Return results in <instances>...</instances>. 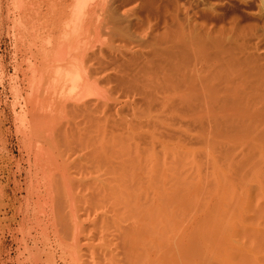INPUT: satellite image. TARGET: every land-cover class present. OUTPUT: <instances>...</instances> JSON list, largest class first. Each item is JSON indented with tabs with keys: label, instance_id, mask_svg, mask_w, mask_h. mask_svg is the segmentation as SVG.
<instances>
[{
	"label": "bare ground",
	"instance_id": "1",
	"mask_svg": "<svg viewBox=\"0 0 264 264\" xmlns=\"http://www.w3.org/2000/svg\"><path fill=\"white\" fill-rule=\"evenodd\" d=\"M14 2L10 88L26 154L12 171L0 136V205L25 189L44 225L75 240L74 210L55 216L88 185L96 210L135 218L121 230L128 264H264V33L191 24L172 0Z\"/></svg>",
	"mask_w": 264,
	"mask_h": 264
},
{
	"label": "rangeland",
	"instance_id": "2",
	"mask_svg": "<svg viewBox=\"0 0 264 264\" xmlns=\"http://www.w3.org/2000/svg\"><path fill=\"white\" fill-rule=\"evenodd\" d=\"M14 1L15 0H0V55L2 56L1 59L3 60V61L1 60L2 63H0V68H2V69H0V119H2V120H0V136H1L2 140L5 142L7 141V139H9L8 145H7V143H5L6 146L5 145L4 146L6 148H3L4 151L2 150V152L4 154L7 153V155L13 157L14 161L11 163V170L15 172L17 170V162L16 161L19 158H21L23 155H25L26 153H25V150L23 149L22 144H20L19 138L16 134V122H15V113H14L15 112V109H14L15 108V106H14L15 105V101H14L15 99H14L13 93H11L12 88H10V87H12L11 84H13L12 83L13 81H11V80H13V77L15 76V73H14V71H15L14 70L15 60H14V56H13L15 54V48H14L15 42H14V39L12 37L13 36L12 34L14 32L13 26L15 24L14 21L16 19L17 11H16V2H14ZM169 1H171V0H169ZM172 1H174V3H175L174 4L172 2V5L177 4L178 7L181 6L180 7L181 9L180 8L179 9L181 10V13H182V19H184V20L186 19V22H187V20H188V22H190V21L195 22L196 20H198L196 22H199V20H200L199 25L200 24L201 25L206 24L207 28L218 29V26L221 25L220 26L221 28L224 27V29L227 28V30L232 28V26H235V24H236V26L246 28V31L249 33L253 32V31H254L253 33L256 32L257 35H258V33L259 34L264 33V31H263L264 30V0H172ZM173 6H172V8H174ZM202 6H204V7H202ZM207 8H208V12L206 11ZM203 11H205V13L206 12L207 13L205 14V13H203ZM183 14L187 15V16H184ZM199 14H200L201 18L199 16ZM220 14L222 17L220 16ZM209 15H210V17H208ZM194 17L195 18L198 17V18L195 19ZM256 17H258V18H256ZM214 18H215V20H214ZM201 19H205V20H203V23H202ZM207 21L209 23L211 21L212 22H211V24H209ZM192 22H190V23L194 24ZM214 22H217L219 24L217 25ZM186 24L190 25L189 23H186ZM253 24H256V25H253ZM208 25H209V27H208ZM250 25H252V26H250ZM247 27L252 28V29L254 28V29H253V31H252V29L249 31V29ZM262 43H263V46L261 44V47L264 49L263 40H262ZM1 126H2V128H1ZM1 132H2V134H1ZM15 162H16V165H15ZM72 170H73V167L71 168V171ZM74 170H75V168H74ZM25 175H26V173H23V175L19 174V177L22 178V177H25ZM7 176H8L7 172L2 174V176H1L4 183H5V181H7ZM11 178H12L11 180H13V177H11ZM77 186L78 185L74 186V188L76 189L75 192L73 191L74 194H72V189H71V199H72V197H74L75 200L73 201L70 199V201L67 202L68 205L74 203L73 206L72 207L66 206L67 210L65 212V210L63 209V208H65V205L64 204L60 205L59 208L57 207L58 212H60V213L58 215V212H57V214L55 216V218L57 217L56 218L57 220H60L59 218H61V215H62L66 221L65 216H67L70 213V211L74 210L71 213L74 214V212H75L76 214H74V217L78 218L79 220L77 219V222H76L74 220L76 218H69V219H71V220L73 219L75 221V222H73V220L72 221L70 220L71 225L73 226V229L77 227V226L75 227L76 224H78V226L82 227V228L77 227V231L79 229H81V231L79 230L80 234L78 232L74 233L75 240H74V238H72L73 233H72V236H70V233L67 234L66 232L62 233L63 235L58 234V233L62 232V228H63L62 222L59 225L58 224L55 225V228L57 227L56 232L58 231V233H54L55 228L53 230H51L50 228L46 227L47 224L44 225V223H47V220H48L47 216L45 217L44 212H43V214H44V216H43L42 210H41L42 207H40V209H39L34 203L33 204H32V202L30 204L27 203L28 202V200L26 199L27 191L25 189H21L17 192L16 197H18V200H14L17 203L14 201H10V203H9L8 199L5 200L4 203H2L3 207H0V210L2 213L4 212L5 214H1L0 217H1V219H3L2 217L4 216L5 218L3 219V221L1 220V222H0V240L5 241L4 242L5 246H4L3 253H2L3 256H1V259H2L1 262H4V263H1V264H24V263L25 264H33V261H32V254L33 253H38L39 258L43 260V263H42V260L39 259V264H44V263L50 264L51 261L48 262V260H47V258L49 256L50 257L52 256V260L54 259L53 262H51V264H53V263L54 264H115L116 262H117L116 264H126L128 262V261H126V257L124 255L125 253L123 254V251H124L123 249L125 247V245H124L125 242L123 243V240L125 238L123 236L124 231L122 232L121 230H126L124 228H127V227L130 229V227L135 224L136 220H133L135 218H133L130 213H128L125 209H123L122 206H120V207L123 209V211L121 210V208H118L119 205H117V207H115V205H113V204H112V206H114V207L111 206V208H110L111 210H113V212L109 210L110 204H106L105 206L102 205L103 207H105V209H106V207L109 206L107 210L109 211L108 216H110V217H108L109 219L105 218V216L107 217L106 214H108V213L103 212V211H106L104 208L102 210V208L99 207V208H101V211H98V213H96V211L100 210V209L98 208L96 210L94 205H93L95 202L94 201L95 199H93V197H92L93 191H92V193H91V191H88V193L86 195L83 194L84 190L87 189L88 185L81 184L79 188H76ZM81 186L85 189H82ZM88 188L90 190L89 186H88ZM77 189H81V190L79 191ZM82 190H83V192H82ZM8 192L13 193L12 188H10L8 190ZM89 193L91 196L89 195ZM87 195L90 196L94 202H92L91 199H89L87 197ZM6 201H8L7 203L9 204L7 206L5 205ZM18 202H20V203H18ZM25 203H27V204L25 205ZM18 204H19V206H18ZM2 205H0V206H2ZM34 205H35V207H34ZM13 206H14V208H12ZM15 206H18L17 210H16ZM25 206H27V207H25ZM62 206H64V207H62ZM67 207L70 208V211H68L69 209ZM96 207H98V206H96ZM117 208H118V210H115ZM35 209H36V213H34ZM60 209L64 210V213ZM37 210L38 211L40 210L39 212H41V213H38ZM114 210L118 211V213L121 212L122 214L119 213V216H118V213L115 212V214H114ZM119 210H121V211H119ZM27 211L29 212V214H27L28 213ZM56 211H57V209H56ZM111 212H112V215L110 214ZM33 214H37V216L40 215L41 217L39 216V219H41V220H39L37 218V216L36 215L34 216ZM70 214H69L70 217H71V215L73 216V214H71V215ZM8 215H9V217H8ZM123 215H125V216H123ZM58 216H60V217L58 218ZM129 216L132 217V219H130ZM42 217L45 219L42 220L43 219ZM23 218H25V219H23ZM26 218H27L28 222L24 221V220H26ZM32 218L34 220H32ZM8 219L9 220L12 219V220L9 221ZM101 219H102V221H101ZM103 219L104 220L107 219L108 221L106 220L107 221L106 222ZM31 220H32V222H30ZM57 220H55V222ZM103 221H104V223H103ZM58 222H60V221H58ZM72 223L73 224L76 223V224L73 225ZM130 223H132L131 226H129ZM28 226H29V228H28ZM101 227H102V230H101ZM27 228L29 229L30 232H28ZM108 230H110V231H108ZM30 233H31V235H34V236L37 235V237L35 236L33 238V236H28ZM55 234H56V236H55ZM48 235H50V236H48ZM77 235H79V238L77 237ZM64 236H66V237H64ZM27 237H29V238H27ZM68 237H70L71 239H69ZM122 237H123V240H122ZM36 238H38V239H36ZM34 239H36L37 241L39 240V242L37 243V241ZM90 241H91V243H90ZM99 244H100V246H99ZM110 244H111V246H110ZM87 245H89L88 246L89 248L87 247ZM112 245L113 246L115 245V246L113 247ZM90 246H92L93 248ZM78 247H80V248H78ZM41 248H42V250H41ZM48 248H50V251L48 250ZM109 249H111V250H109ZM46 250L48 251L49 254H50V252H52L51 250H53V255L51 254V255L47 256L48 253ZM78 250H79V252H77ZM31 251H32V253H31ZM109 252L110 253L112 252V253L110 254ZM46 253H47V255L45 256ZM18 255H19V257H18ZM53 256H54V258H53ZM106 256H107V258H106ZM3 257H5V258H3ZM143 257L146 258L145 256H143ZM143 257H142V259H140V263H138V264H143L144 261H145L144 264H153V263L156 264L154 262V260L152 261V259L150 260V258L149 259L146 258L147 259V261H146ZM17 258H19V259H17ZM104 258H106V259H104ZM124 258H125V260H124ZM44 259H46L47 261ZM49 260H51V258ZM6 261H7V263H6Z\"/></svg>",
	"mask_w": 264,
	"mask_h": 264
}]
</instances>
